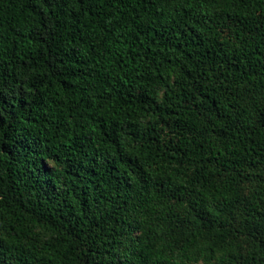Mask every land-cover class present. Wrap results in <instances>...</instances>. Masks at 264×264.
<instances>
[{
  "label": "trees",
  "instance_id": "16d2710c",
  "mask_svg": "<svg viewBox=\"0 0 264 264\" xmlns=\"http://www.w3.org/2000/svg\"><path fill=\"white\" fill-rule=\"evenodd\" d=\"M0 264H264V0H0Z\"/></svg>",
  "mask_w": 264,
  "mask_h": 264
}]
</instances>
